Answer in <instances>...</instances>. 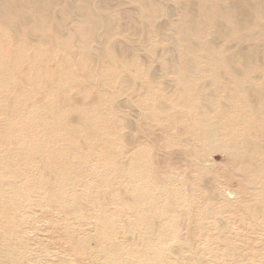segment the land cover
Wrapping results in <instances>:
<instances>
[{"label": "bare ground", "instance_id": "obj_1", "mask_svg": "<svg viewBox=\"0 0 264 264\" xmlns=\"http://www.w3.org/2000/svg\"><path fill=\"white\" fill-rule=\"evenodd\" d=\"M258 230L264 0H0V264H264Z\"/></svg>", "mask_w": 264, "mask_h": 264}, {"label": "rangeland", "instance_id": "obj_2", "mask_svg": "<svg viewBox=\"0 0 264 264\" xmlns=\"http://www.w3.org/2000/svg\"><path fill=\"white\" fill-rule=\"evenodd\" d=\"M239 141H242V139L239 140ZM207 156L209 158V161H208V164L207 165L214 167V169L216 170L215 171L216 172V175H218L219 178L224 182L222 184L225 185L224 188L226 190V193L230 197H233V195L231 196L232 191L237 192V191L240 190V188L243 189V190L246 188V186H245L244 183H240L241 181L239 180V177H240V172L239 171H235L234 170L232 172L233 173V175H232L233 178H229L228 176H226V173H225L227 171L226 168L229 166L230 161L223 155L222 152H220V151H214V152L210 153V155L208 154ZM215 172H213L214 173L213 176H215ZM213 182L214 181L211 179L210 183H213ZM204 183H209V181L206 180ZM221 211H222V214L231 215V217H233L231 219L232 223L234 224V226L236 225L238 227V229H239V226H240V223L239 222L240 221H239V218H238L239 212H238L237 206L236 205L229 206V208L226 207L224 209H221ZM257 232H258L257 237L264 238V231L263 230H258Z\"/></svg>", "mask_w": 264, "mask_h": 264}]
</instances>
